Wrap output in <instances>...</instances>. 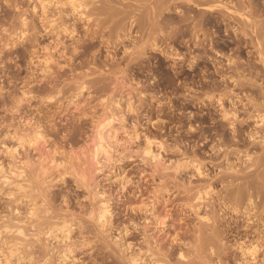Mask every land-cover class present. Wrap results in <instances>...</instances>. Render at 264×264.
Returning <instances> with one entry per match:
<instances>
[{
	"label": "bare ground",
	"instance_id": "6f19581e",
	"mask_svg": "<svg viewBox=\"0 0 264 264\" xmlns=\"http://www.w3.org/2000/svg\"><path fill=\"white\" fill-rule=\"evenodd\" d=\"M34 1L35 3L32 4L31 11L37 16V20L41 24L40 25L41 29L37 30V26L33 25L32 23H29L28 18L25 16V13H24L25 10L23 9L24 10V11L22 10L23 13L20 12L17 14L16 24L11 25L10 29L6 27H4L2 30L0 29L1 32L2 31H4V33L6 32L7 34L6 37H8L6 40H4L5 48L7 46V49H8V46L10 47V45H13L14 43H16L15 41L13 42L14 36L15 38L29 36L31 37L30 39L31 42L36 43V41L39 40L38 39L39 37H42L44 35H47V36L49 35V37H51L50 35L54 33V35L56 36V40H55V37L53 39L55 40V43L57 44L58 42L56 41L60 40V36H59L60 34L67 36L68 39L70 38L75 42L71 50L72 53L70 52L72 55L71 56L72 62L76 59L78 60V58H80L81 55H84L85 50H86V44L82 41L84 39L81 40L80 38H78L80 35L77 37L75 36L78 34V33L76 34L77 29H75V25L71 23L68 24V21L66 23L64 22V20L57 22L55 19L56 16L54 19L51 18L53 17L54 13L52 14V16H49L47 14V7L49 5H53L59 9L64 8V12L62 13H65L66 8H67L68 12H70L69 14L73 16L74 20L75 19L76 21L77 19L78 21L84 20V23L85 21L87 23L91 19L98 21L97 19H99L100 16L101 17L104 16V18L108 20L103 25L104 29L105 27H107L106 24L109 23V21L112 18L122 15V18L120 17L121 20L119 18L120 21L119 20L117 21L116 19L115 24L113 22H112L113 23L112 25L110 24V30L108 32L110 33L114 31L113 32L114 39H115L113 42L114 46L115 44H116L115 47L121 45V47L123 48L122 52L126 53L128 51L129 52L128 54L130 55V60L135 61V62L136 60L142 61V58H144L143 56H146L147 51L145 50L146 49L145 47L150 48V50L152 49V51L160 50L164 54V56L166 55V57L181 60L183 58V55L181 53L174 51L172 47L166 49L165 46H167L168 44L166 43V38L163 39L162 37L163 40H161L159 39L160 38L159 35L161 34L163 35V33L164 35H167L165 34V31L169 32V30H167L168 27L171 28L170 30H173V33L178 32V31L182 33L184 31L183 34L185 35V33L187 32L186 34L188 35L186 37H188V42H189V44L187 42L188 44L187 61H188V68L191 70V77H192L190 78L191 82L189 83V86H188V89H190L189 96L191 97V103L196 104V105L201 104L202 106H207V107L208 106L211 107L212 105L216 106L217 108L216 114L221 120V122L228 123L230 127L232 126L231 128H233L234 126L233 124L234 120L241 117L239 113L244 111L243 117L239 119H243V121H246V122H249V121L251 122L253 120V124L256 125L254 129L251 127L252 129H250L249 134L246 136H249V138H252V140L258 139L259 144L263 143L264 141L263 139L264 138L263 137L264 135V0H34ZM15 4H17L16 1H15ZM19 7H22V6H18V8ZM15 9H17V6H15ZM59 9L58 11L60 12ZM50 11H53V9ZM170 11H173L178 16V18L176 19L177 16L175 17L174 14H173L174 18L170 16L167 19L163 18V15L165 17V14L166 15L169 14ZM68 12H67V15H68ZM136 15L139 18H137ZM57 16L60 17L59 15ZM142 16H144V19L142 18ZM12 20L10 24L12 23ZM133 25H134V28L135 27L137 28L135 33L138 32L140 35V38L138 40H135L136 38L135 39L133 38L132 44L129 46L128 45L125 46L123 41H126L127 38L129 39L131 37L130 30L131 28H133ZM171 25L174 26V29L171 27ZM89 26H90V23H89ZM86 27H85V30H86ZM88 27H87V30L89 31ZM97 27H98V24H97ZM103 28L100 26L98 29L102 30ZM93 31L95 32V30ZM142 31H147V32L145 35L142 36L141 34ZM4 33H1V35ZM104 33L107 34V32H104ZM168 35H167V38H171V37H168ZM172 36H175V35H172ZM176 36L179 37L178 34ZM101 37H103V39L107 38L104 35ZM53 39L51 40L53 41ZM108 39L107 41L109 42ZM169 40L167 41L169 42ZM80 41H82L83 43L82 42L80 43ZM78 42L79 44L77 45L76 43ZM162 43H164L165 46H162ZM70 45H72V43ZM57 46L54 45V50H57ZM245 46H249L253 49L251 50L250 55L253 56V58L255 59L254 61H250L251 58L248 59L249 57L247 59L246 58L242 59L240 56L239 57L236 56V54H241V52H243L241 50ZM50 47L49 45L45 44L42 47L40 46V49H42V51L44 50L43 52L48 54L47 51L50 50L49 49ZM62 47L64 49V46ZM11 49H9L8 51H10ZM63 49L62 51H60L61 53H63L64 51L66 52V50H63ZM105 49H107V47ZM110 51H106L107 56L109 54L108 52ZM60 52H58V55ZM93 52L91 53L92 54L91 61L81 60V62L79 63H76V64L72 63L74 65L72 69H68L65 66H62V63L60 66L56 64L58 69L59 67L61 69L59 70V73L64 75V77L68 75V72L71 75L72 80L70 82L72 83V85L70 86L69 84L68 86L67 83H64V85L67 86V88H65L66 89L65 92H68V95L65 94L66 95L65 97L67 99L66 107L71 106L72 108L75 109V111L78 110V113L75 112L76 114L72 116L73 119H76L77 125H75L76 123L73 124L72 123L73 121L72 122L69 121L67 122L69 126L68 127L63 126L64 128L61 129V127H59V125H57L56 124L57 122H56L55 124L57 126H53L51 124L52 128L51 129L48 128L47 130L43 128V125L39 121H37L40 119H37L36 121L35 120L32 121L33 119L31 117H25L23 119V117L20 116L21 114L18 112H22L20 111L22 107L21 108L19 107L21 106L22 101H19V103L21 104L18 103L19 105H17L16 109L13 108L15 109V112L12 110L13 114H16V116L14 115L13 116L16 117L17 119L15 123L13 122L14 117L12 121L10 120L12 123H14V126L12 127L13 131L11 133L12 135L10 137L11 143L10 144L4 143V145L1 144L3 145L2 146L3 152L1 153H4L3 155L7 156L8 158L9 173H7V171L3 169L2 167L3 164L0 163V187L2 185H4L5 187L6 185V188L8 189V191L5 193L4 196L6 197V199L8 198L11 199L10 201L12 204L11 205L12 208L10 207L11 211L9 210V208L8 210L12 212V215H11L12 217L7 218V219H10L8 221L5 218L9 217V215L8 216L6 215L5 217L4 216L0 217V218L4 217L3 219H5V220L2 219L0 221L1 222L0 223V264H48L49 261L50 262L53 261L52 260L53 258H55V260L57 259L58 261L64 262V263L70 260L71 261L77 260L79 261V264H83L86 262L85 260H84L85 262H82V260L84 259L83 257L86 256L84 254H87V256L90 257L95 253L100 254L99 255L100 257L102 256L100 259V262H102L101 264H215V262L218 264H227L226 262L223 263L224 260L222 259L223 257L222 256L223 249H222V243H221L222 239H221L220 229L217 226L218 224L217 219H215V217L212 216L213 212L212 214H210L211 212L208 213L203 210L205 213L203 214V213H200L199 211L202 209L201 206L202 207L205 206L206 209H208L207 208L208 204H203L204 198L203 196H201L202 192L204 196L208 195V198L212 199L214 202V197L210 194L213 192L212 190H214L215 188L213 187L214 189H212L210 184H206V185L203 184L201 185L200 188H198L199 186L194 188L189 185L190 181H186L187 185H184V184L176 185L174 183V187L181 186L183 193L185 194L190 193V197L188 196V198L187 197L185 198V200L187 199L188 202H184L182 206H185V208H187L186 211L188 212V214L190 212L192 214V217L194 215L197 218L198 223L196 224L195 221L193 222L196 225L194 224L195 226L191 229V234L188 238L187 237L181 238L180 235L182 234L180 235L173 234L175 238H170V240L172 239L171 242L167 241V242H170L169 244L163 242L164 245L168 244L167 246H163L160 243H158L157 240H154L156 239L155 237L157 234L154 235V238L153 236H151V238L153 239L152 240L150 238L151 234L150 233L148 234L145 232L146 234H148V235H145L144 233L145 230L143 229L144 234L140 235V236H143V238L141 239L142 241L139 242V239H137L136 241H138L139 244L135 242V244L132 245L130 240L126 238V235L131 234L132 230L134 231L136 230L138 223L135 224L133 222L134 224L131 223L133 227L130 224H124V223H123L124 225L117 227V231H116L117 235L116 236L113 235L110 239V242H112L110 244L112 245H109V243L104 240L105 238L103 237H106L109 239V236H110V234L109 236H104V234L106 232H110L112 229L115 228V227L112 228L110 226H113L114 224V220H115L114 216L116 212L114 210H111L112 203L110 202L108 198H106L107 192L104 191L105 190L103 188L104 186L102 187L103 190L98 189L99 187H97V184H96L95 174L97 173L99 174L100 171H104L103 170L104 168H109V166L111 165L110 163L112 162L115 163L114 161H117V163L119 161L123 162L128 159L133 160L135 157L136 159L140 160V163H142L141 162V159H142V161L144 162L143 164H146L145 166L148 165L149 167L148 175H150V183L154 182V185L152 186L153 190L149 191L150 193L152 192V194H149L151 195L152 198L149 196L151 200L148 198L150 200L149 202H147L148 204L144 203V201L142 200L141 205L140 203L138 206H136L135 204L134 206L132 204L134 207L129 205L130 207L129 211L133 214H136L137 212L142 211V213L144 212L145 214L151 215V218H153L154 220L152 222H155L156 223L155 225H159V227L157 228L156 226H153L156 229L159 228V230L157 231H160L164 229L166 226H168L166 223V217H168L166 213L168 212L164 209L161 212L157 211V206L161 201L164 200L163 202H165L164 204H166V202L168 203L169 201V197H172L171 196L172 194H169L171 188L168 186V183L174 179L180 180L181 178L179 179L177 177H179L178 175H181L182 171L184 172L185 170L186 171L190 170V172L192 171L193 176L194 175L197 177L204 176V179L206 175L205 172L207 171L202 169V166H201L202 163L198 162V160H196V157L195 159H193V157L185 158V156L188 155L187 153H184V155L185 154L186 155L184 156L183 159H179L180 157L176 159L178 155L175 159H173L171 156L170 157L166 156L167 158H165L162 153L165 152L170 145H168L167 149L164 151L163 147L165 145L164 144L165 142L163 143L161 139L158 140L157 139L158 137L157 138L155 137L156 139L152 138L153 136L150 137L146 135L148 133L140 135L137 129V123H136V121L138 122L137 118H135L136 119L135 122H131V121L127 122L128 120L127 117L129 115L131 116L134 114H138L139 106L135 104L137 101L140 104V102L145 100L143 99V96L144 98L146 97L144 95L145 93L143 91H140L135 96L136 98V102H135L134 100H132L134 98V96L132 95L134 92L131 94L129 93V91L128 92L124 91L126 97L125 99L123 98L122 100V96L119 95L121 93L119 92L117 86L119 84L124 85L125 81H124L123 75H126L127 73L125 74V72L128 70V69L127 70L123 69L122 66H118V71H116L115 68H114L115 70L108 69L104 71L106 68L105 66H107V64H102L100 66L99 72L102 73L103 75L104 74L108 75V77L107 75H104L105 77H103V79L107 80V82L105 81L103 82L101 80L102 78L96 79L92 77L94 75V69L93 70L90 69V71H88L89 73L87 72V70H89L88 65L90 63H93L92 65H94L96 62V57H97L96 52L97 51H93ZM51 53L49 52V54L51 55L54 54L53 52ZM32 54L34 55V53ZM64 56L66 57V55ZM65 57L64 58L62 57L63 59L62 58L61 59L65 60ZM43 58L45 60L44 59L42 60H44V63L46 64L44 65V63H42L43 68H44L42 69L43 71L42 76L43 78H45L44 80L46 79L50 80V77L47 76V74L49 73V70L51 67L49 68V65H47L48 60L46 56ZM66 58H68V56ZM52 59L50 58V61ZM53 61L54 60H52V62ZM70 61H71V58L67 59L65 62L70 63ZM52 62H49L50 65ZM55 62L56 61H54V63ZM209 62H211V65L209 64L210 68L208 67ZM129 63L131 62L129 61ZM56 65L54 66L56 67ZM63 65H66V64L64 63ZM92 65L90 64V66ZM67 67H68V64H67ZM94 67L96 68L95 65ZM210 69H211V72H209ZM197 70L201 71V73L203 74L202 77L204 79L209 78L210 81L204 80L200 84L201 86H197L195 84L196 81L194 80L195 79L194 76H196ZM53 71L55 70L53 69ZM217 79L218 81H216ZM62 88H61V91H62ZM92 88L96 89L99 92H102V95L101 96L99 95L100 98L98 99V102H97L98 103L97 109L96 107L95 108L90 107L93 109V111L89 115L85 111L84 109L85 107L81 108L80 101L77 98L82 96V92L84 90L87 92L89 89H92ZM114 88H117L119 94L115 93V91L113 90ZM198 88L201 90V92L197 91ZM57 89H58V86H57ZM40 92H43V91H40ZM59 92L60 91H58L57 93ZM27 93H30V92L22 91L21 95L24 97L27 95ZM44 93H46V91ZM46 94H47L46 96H43L44 102L45 101L51 102V100L53 101V99L57 97V96L54 97V95H51L48 93ZM254 94L255 96H253ZM122 95L124 96V93ZM243 95L246 97L245 99L246 102L241 101L240 96H243ZM18 98L21 99L22 97L18 96ZM198 120L199 118L194 116L193 119L189 121L190 123L188 122L189 128L187 127V129H189V131H192L193 129H195L193 128V125L196 122H199ZM204 120L205 118L202 117V120L200 122H203ZM87 121L90 122V126L88 127L90 128L89 131H91V133H89L90 141H88L90 142V144H88L87 142L88 145L87 146L85 145L86 147L78 146L79 149H77V145H80V144L73 142V140L70 139V137L73 135H77L80 132V130H82L80 126L85 124ZM64 132L66 133L67 137L64 136L63 134ZM231 132L234 134L235 132H237V130L232 129ZM122 134L124 137H121ZM59 135L61 137H59ZM126 143L128 145L129 144L135 145V148L129 149V148L123 147L122 149L121 146L124 144L126 145ZM179 147H176V148H179ZM238 153H240V151ZM250 153L249 154L246 153L247 154L246 157L247 159H249V162L251 160L250 158L252 159L255 158L252 155H250ZM253 153L254 152H252V154ZM181 154H183V151ZM258 154L260 155V152ZM253 155H256V154H253ZM256 157L258 158V156ZM261 159L263 160V157ZM261 159L259 157V159L257 160V164H258V161H261ZM244 160H246V158ZM3 161H6V160H3ZM231 162H233V160ZM242 163L241 164L245 168L244 161ZM260 163L261 162H259V165ZM226 165L228 166V164ZM254 165H256V161ZM250 166L251 164L249 166H246V168L249 167L251 169L253 164L251 167ZM262 167H261V170H262ZM226 168H228V171H230L234 175L233 180L235 181L245 180L246 176L236 175L241 171L243 172L242 168H241L242 170H239L240 168L236 169L235 166H228ZM250 169H248V171L250 172L253 171ZM2 170H4L9 176L5 175V172ZM144 171L146 170L145 169H142V171L140 170V174L141 173L144 174ZM259 174L262 175V173H259ZM259 174L257 178H259ZM101 175H103V172ZM244 175H245V172H244ZM108 176L110 175L108 174ZM193 176L191 175L190 177H193ZM122 177L119 179L115 178L112 180V182L115 181L119 185V189L117 187V189L119 190V193L117 192L118 193V197L116 196L117 198H121V196L124 195L123 193H127V192L129 193L130 190L134 188L132 187L134 183L131 182L128 177H124V178ZM106 178H108V180L112 179L110 177H105V179ZM142 178L143 179H140V180H144V179L146 180L148 177L147 178L142 177ZM196 181H197V178H196ZM201 183L203 182L201 181ZM240 185H241V182H240ZM139 187H140L139 185H135V188L139 189ZM2 188H1L2 192L4 190L6 191V189L3 190ZM105 188L107 187L105 186ZM110 193H112L111 189H110ZM252 195H250L249 193L245 196H241L240 193H238L237 191V193L233 194L232 198L229 200L228 205L231 206L230 210H232L233 212L234 211L238 212L241 210L243 211V213L242 212L240 213L245 214L246 216L248 214V217H249L250 216L249 213L253 212L255 208L254 200H253L255 198H253ZM7 196L9 197L7 198ZM256 196L258 195L256 194ZM6 199H4L5 202H6ZM73 199L75 201L73 203L77 204L78 206V207L76 206V209L78 208L77 210H75L74 208L70 209L71 207L70 201L71 200L73 201ZM204 201L206 202L207 199ZM58 204H61L62 206L60 205V207H58L57 206ZM126 206L128 209V205ZM112 211H114L115 213H113ZM163 211L166 212V213H163L164 215L161 214ZM256 212L257 211L255 210V213ZM263 213L264 212H262V214ZM124 214L122 215L124 216ZM245 215H244V218H245ZM256 215L258 216L259 214H256ZM126 217H129V216H126ZM116 219H117V216H116ZM145 219H147V217H145ZM247 219L246 220L244 219V220L247 221ZM128 220L129 219H127L126 221ZM249 220H252V218ZM2 221H6V222L2 223ZM115 222L119 224V222L117 221ZM128 222H131V220ZM118 224H116V226ZM151 224L154 225L153 223ZM143 225H145V222ZM129 226L132 228H129ZM190 226L192 227V225ZM109 227L111 228V230L109 229ZM141 228L139 227V229ZM108 229L109 231H107ZM4 232L6 233L5 237L2 236L5 234ZM111 232L113 233V231ZM90 234H93V236L97 237L98 240H96V242L91 240V238L88 237ZM152 234H154V232ZM259 237L261 236L259 235ZM237 238L239 239V237ZM261 239L260 241L253 242L250 245H246L245 243L240 242V241H243L244 239L240 241L238 240L239 242L237 241L236 249L239 252L238 255L240 257L236 259L235 264H264V256L260 257V253L264 252V241H261ZM97 241H100L99 242L100 244L97 243ZM96 243L99 245H97ZM94 247L96 248L98 247V248L92 252V250H94L93 249ZM78 254H81V255L83 254L84 256L79 257ZM214 257L217 258V261L215 262H214L215 259H213ZM80 258H83V259L80 260ZM94 258H97V257H94ZM88 259L89 258H87V260ZM95 260L97 261V259ZM98 261H99V258H98ZM100 262H96V263H100Z\"/></svg>",
	"mask_w": 264,
	"mask_h": 264
},
{
	"label": "rangeland",
	"instance_id": "374dc122",
	"mask_svg": "<svg viewBox=\"0 0 264 264\" xmlns=\"http://www.w3.org/2000/svg\"><path fill=\"white\" fill-rule=\"evenodd\" d=\"M15 1H16L17 4H15ZM34 3H35L34 0H31V1L30 0H27V1L26 0H8V2H7V0H0V29L2 30L4 27L10 29L11 25L16 24L17 23V14L20 13V12L23 13L22 12L23 9L25 10V11L24 10L23 11L25 13V16L28 18L29 23H32L33 25L37 26V30L38 29H41V26H40L41 24L37 20V16L31 11L32 4H34ZM15 6H17V9H15ZM18 6H22V7H19L18 8ZM12 8H13V10H12ZM49 8H50V10L53 9V11H50ZM117 8H119V7H117ZM58 9L59 8H56L53 5H49L47 7V14L49 16H52V14L54 13L53 14V17H51V18L54 19L55 16H56L55 19H56L57 22H60V21L64 20V22H66V23L68 21V24H70V23L71 24H74L75 25V29L78 30V32L76 30V34L77 33L78 34L75 35V36L77 37V36L80 35L78 38H80L81 40L84 39L82 41L86 44V50H85L84 55H81V57L78 58V60L76 59L77 61L74 60L72 62V57H71L72 56L71 55V53H72L71 50H72L73 44L75 42L72 39H70V38L68 39V37L67 36H64L63 34H60L59 35L60 36V40H57L56 41V42H58V44L55 43L56 36L54 35V33L50 35L51 37H49V35L48 36L47 35H44L42 37H39L38 38L39 40L36 41V43L35 42L32 43L31 40H30L31 37H29V36L28 37L27 36H24V37H20V38L19 37L18 38L17 37L15 38V36H14L13 42L15 41L17 44L14 43L13 45H10L11 48L12 47H14V48L11 49L8 46V49H7V46L5 48V44H4L5 43L4 40H6L8 38V37H6L7 34H6V32L4 33V31L1 32V30H0L1 33H4L5 34V36H4V34H2L3 35L2 36L1 33H0V40H1L0 41V45L2 44L0 46V62H1L0 63V87H1L0 88V139H1L0 140L1 141L0 142V150L2 149L0 151V159H1L0 160V163H2L4 166L5 165L7 166V168H6V166L4 168V166L2 165L3 169L5 171H7V173H9V169H8V158H7V156H4L3 155L4 153H1V152H3V147L2 146L4 145V143H6V144H10L11 143V140H10L11 138L10 137H11V135H12L11 133L13 131V128L12 127L14 126V123L16 122V119H17L16 117H14V116H16V114H13V111L15 112V109H16L17 105H19V104L22 103L21 106H19V107L20 108L21 107L23 108V109L22 108L20 109V111H22L23 113L22 112H18V113L21 114V115L20 114L19 115L21 117H23V119L25 117H31L33 119L32 121H34V120L36 121L37 119H40V120H37V121H39L43 125V128L44 129H47V130H48V128L51 129L52 128V125L53 126L59 125V127H61V129H62V128H64L63 126H66V127L69 126L68 123H67L69 121H71V122L73 121L72 123L73 124L76 123L75 125H77L76 119H73L72 116H74V114L78 113V110L76 109L77 111H75V109L72 108L71 106H68L69 108L66 107V105H67V101L66 100L67 99L65 97L66 96L65 94L68 95V92H65L66 91L65 88H67V86H65L64 83H67L68 86L70 84V86H71L72 83L70 81L72 80V78H71V75L69 74V72H68V75H66L65 77H64V75L60 74L59 73V70H61V69H60V67L58 69L57 65L60 66L61 63H62V66H65L68 69H72L73 66H74L72 63H75L76 64V63L81 62V60H83V61H91V55H92L91 53L93 51H97L96 52V55H97L96 62L94 64L96 66V68L94 67V65H92L93 63H90L92 66H90V64H89L88 65L89 70H87V72H88V71H90V69H92V70L94 69V75L92 77H94L96 79H101L102 78L101 80L103 82L104 81L107 82V80L103 79V77H105L104 75H107V74H104L103 75L102 73L99 72L100 66L102 64H107V66H105L106 68H105L104 71H106L108 69H112V70H115L116 69V71H118V66H122L123 69H126V70L128 69L125 72V74L126 73L127 74L126 75H123L124 76V81H125L126 84L125 83H124V85L119 84L117 86V88H118V90H119V92L121 94H119L117 88H114L113 89L115 91V93L121 95L122 96V100H123V98L125 99V97H126L125 92H128L129 91V93H131V94L134 92L132 94L134 96V98L132 100H134L135 102H136L135 96L140 91H143L145 93L144 94L146 96L145 98L142 95L143 96V99H145V100H143L142 102H140V104L137 101L136 104H135V105H138L139 106V109H140V110L138 109V114H134V115H131V116L129 115L127 117L128 118L127 122L128 121L129 122L130 121L131 122H135L136 121L135 118H137V120H138V122L136 121V123H137V129H138V132L140 133V135H143V134L148 133L146 135H148L150 137L153 136L152 138H155V137L157 138L158 137L157 138L158 140L161 139V141H163V143L165 142L164 143L165 145L163 147V150L164 151L167 149L168 145H170L169 147L172 146L171 148L168 147L169 150L167 149L165 152L162 153L165 158H167L166 156H169V157L171 156L173 159H175L177 157V155H178V157L176 159H178L179 157H180L179 159H183L184 156L186 155V154L184 155V153H187L188 155H186L185 158H188V157L189 158H192L193 157V159H195V157H196V160H198V162L202 163L201 164L202 169L205 170V171H207V172H205L206 175H205V179H204V176L203 177L202 176L201 177H197V176L194 175L195 176L194 177L192 171L190 172V170H187V171L185 170L184 172L182 171L181 175H178L179 177H177L179 179L181 178L183 181L181 179L180 180L174 179V180H172L173 182L171 181V182L168 183V186L171 188L169 194H172L171 195L172 197H169V201L167 200L169 204L167 202H166V204H164L165 202H163L164 201L163 200V201H161L162 203L160 202L158 204V206H157V211L161 212L164 209V210H166L168 212V213H166L165 211H163L161 213L162 215H164L163 213H166V215H168V217H166V223H167L168 226H166L164 229H162L160 231H157V230H159V228L158 229H156V228L159 227V225H155L156 223L155 222H152L154 220H153V218H151V215L145 214L144 212L142 213V211H139L136 214H133V213H131L129 211V209H130L129 205L130 206H133L135 204L136 206H138L139 203L141 205V203H142L141 201L142 200L144 201V203H147L152 198L151 195H149V194H152V192L150 193L149 191H152L153 190V187L152 186L154 185V182L151 181L152 183H150V175H148L149 174V169H148L149 167H148V165L145 166L146 164H143L144 162L142 161V159H141V162L142 163H140V160L139 159H136L135 157H134L133 160L132 159L126 160L127 162L126 161H123V162L122 161H119L117 163V161H114L115 163H113V162L110 163L111 164L109 166L110 169L109 168H104L103 169L104 171H100L101 173L99 172V174L98 173L95 174L96 175V177H95L96 184H97V187H99L98 189H100V190H103V188L105 189L104 191L107 192L106 193V198H108L110 200V202L112 203V204L110 203L112 205L111 206V210H114L116 212L115 213L114 211H112L113 213H115V216L113 214V216L115 217V220H114L113 226H110L112 228H114V227L115 228L111 230V228L109 227V229L111 231H113V233L111 231L110 232H106L107 234L105 233L104 236H109V234H110V236H109V239L106 238V237H103V238H105L104 240L106 242H108L109 245H112V244H110V243H112V242H110V239H111V237L113 235L114 236L117 235V232H116L117 231V227L118 226H121V225H124V224H130V225H132L131 223H133V222L135 224L138 223L140 225L137 224V228L138 229L136 228L135 231L134 230H132L133 232L131 231V234L126 235V238H128V240H130V242L132 243V245L135 244V242L138 243V241H136L137 239H139V242L142 241L141 239L143 238V236H140V235L141 234L143 235L145 232L148 233V234L149 233L151 234L150 235V238H151V236H153V238H154V235L157 234L158 236L156 235V237H155L156 239H154V240H157L158 243H160L163 246H167L171 242L172 239L170 240V238H175L173 234H176V235L182 234L183 236L180 235L181 238H184V237L185 238L186 237L188 238L190 236V234H191V229L198 223L197 222V218L194 215L192 217V214L190 212L188 214V212L186 211L187 208H185V206H182L184 204V202H188V200L187 199L185 200V198L186 197L188 198V196L190 197V193L189 194L183 193L181 186H179V187L178 186H175L174 187V183L176 185L177 184L187 185L186 184L187 183L186 181H190V184L189 185L191 187H194V188L195 187H198V186H199L198 188H200L201 185H203V184L204 185L210 184V186H211L212 189L215 188L214 190H212L213 192L210 191V192H212L210 195H212L214 197V202H213L212 199L208 198V195L204 196V194L202 192V195L201 196H203L204 200L207 199L206 202L203 200V204H208V206H207L208 209H206L205 206H203V207L201 206L202 209L201 208L200 209L202 211L201 210H199V211H200V213H203V214H205L204 211L205 212H208V213L211 212L210 214H212V212H213L214 215L212 214V216L215 217V219H217V222H218L217 226L220 229V234H221V239H222L221 243H222V249H223V253H222V256H223L222 259L224 260L223 263L226 262L227 264L228 263L229 264H233V263L235 264L236 259H238L240 257L238 255L239 252L236 249V244H237V241L238 240L240 241V240L244 239L243 241H240V242H243L246 245H250L253 242L260 241V239L262 237H264V231H263L264 230V213L262 214V212H264V206H263L264 205V202H263L264 201V180H263L264 178H262V177H264L263 176L264 175V173H263L264 172V166H263L264 165V141H263L262 144H259L258 139L252 140V138H249V136H246V135L249 134L250 129H252V128L254 129V127L256 126L255 124H253V120L251 122L250 121L249 122H246V121H243V119H239V118L243 117V113H244V111H243V112L239 113V115L241 117H239L238 119H235L234 120V122H233L234 126H233V128H231L232 126L230 127V125L228 123L221 122V120L219 119V117L216 114V111H217L216 106L212 105L211 107H209V106L207 107V106H202L201 104H197L196 105V104L191 103V97L189 96L190 89H188V86H189V83L191 82L190 78H192V77H191V70L188 68V61H187V59H188L187 47H188V44H189L188 37H186L188 35V34H186L187 32L185 33V35L183 34L184 31L182 33H180V31L173 33V30H170L171 28L168 27L167 30H169V32L168 31H165V34H167V35L169 34L168 37H171L172 39L171 38H167V35H164V33H163V35L161 34L162 36L159 35V37H160L159 39L163 40V39L166 38V43H168L167 46L169 45L167 47V46L164 45V43H162V46H165L166 49L172 47L174 49V51H176L178 53H181L183 55V58L181 60L180 59L178 60V59H172V58L166 57V55L164 56V54L160 50H153L152 51V49L150 50V48L145 47L146 48L145 50L147 51L146 52L147 53L146 56H143L144 58H142V61L141 60L140 61L139 60H136V62H135V61H131L130 60V55L128 54L129 53L128 51L126 53L125 52H122L123 48L121 47V45H119L120 47L119 46L115 47L116 44L114 46V43H113L114 40H115L114 39V35H113L114 34L113 33L114 31H112L110 33L108 32L110 30V24L111 25L113 23L115 24L116 19L118 21L120 17L122 18V15H119V16H116V17L112 18L111 19L112 21L110 20L109 23L106 24L107 27H105V29H104L103 28V25L108 21V20H106L104 18V16H102V17L100 16L99 19H97L98 21H95V20L91 19L93 21V23H92L91 20L88 21L90 23V26H89V23L88 22L86 23V21H85V23H86L85 24L84 23V20H79V21H78V19H77V21H76V19L74 20L73 19V16L69 14L70 12H68L67 8H66V11H65L66 14L65 13H62V12H64V8L59 9L60 12L58 11ZM54 10L56 11V13H55ZM48 11H49L50 14L48 13ZM67 12H68V15H67ZM170 13H171V15H170ZM170 13L167 14V15L164 13L165 14V17L162 14L163 15V18L167 19V18H169V16L170 17H173V18H174V16L175 17L177 16L173 11H170ZM173 14H174V16H173ZM57 15H59L60 17H58ZM136 17L139 18L137 15H136ZM121 18H120V20H121ZM142 18L144 19V16H142ZM177 18H178V16L176 17V19ZM71 19H73L75 22L73 20H71ZM11 20H12V23L10 24ZM15 20H16V22H15ZM30 20H32V21H30ZM83 23L85 24V26H84ZM95 24H96V26H95ZM97 24H98V27H97ZM8 25H9V27H8ZM99 25L103 28L102 30L98 29L100 27ZM86 26L87 27L89 26L88 27L89 31L87 30V27ZM85 27H86V30H85ZM94 27H95V29H94ZM171 27L174 29V26L173 25H171ZM93 30H95V32ZM136 30H137V28L136 27L134 28V25H133V28H131V30H130V35H131L132 38L130 37L129 39L127 38L126 41H123V43L125 44V46L131 45L133 38L134 39L136 38L135 40H138L140 38L139 33L137 32L138 35H137V33H135ZM86 31H87V33H86ZM104 32H107V34H105ZM146 32L147 31H142V33H141L142 36L145 35ZM170 33H171V35H170ZM177 34L179 35V37L176 36ZM100 35L101 36L104 35L105 37H107V35H108V37L107 38L104 37L106 39L105 40ZM172 35H175V36H172ZM54 37H55V40L53 39ZM162 37H163V39H162ZM173 37H175V38H173ZM176 37H177V39L178 38L179 39L177 40ZM50 38L53 39L54 42ZM100 38H102V39H100ZM108 38H110V39H108ZM107 39L109 40V42L107 41ZM169 39H171V40H169ZM19 40H21V41H19ZM167 40H169V42ZM60 41H62V42H60ZM82 41H80V43ZM187 42H188V44H187ZM42 43H44V44H42ZM71 43H72V45H70ZM105 43H107V44H105ZM45 44L49 45V47L51 46L49 49L50 50L53 49V50H51V51L48 50L47 52H48V54H49V52L50 53L53 52L54 53L53 55H51L52 53L48 55L47 53H44L43 52L44 50L42 51V49H40V46L42 47ZM76 44L78 45L79 42L76 43ZM54 45L55 46H57V45L59 46V47L57 46V50L58 51L57 50H54ZM62 46H64V49H63ZM105 46L107 47V49H105L106 48ZM9 49H11V50L8 51ZM55 49H56V47H55ZM62 49L63 50H66V52L64 51L65 54H64V52L63 53L60 52V51H62ZM251 50H253L251 47L245 46L241 50L243 52H241V54H236V56H238V57L240 56L242 59H245V58L247 59L249 57L248 59L251 58L250 61H254L255 59L253 58V56L250 55ZM37 51H38V53H37ZM106 51H110L108 53L110 54L111 57L109 56V54H108V56L106 55L107 54ZM35 52L37 54H39V53L40 54L37 55ZM58 52H60L59 55H58ZM32 53H34V55ZM35 54H36V56H35ZM63 54L66 55V57L68 56V58H66ZM93 54H94V52H93ZM105 55H106V57H105ZM30 56H32V57H30ZM40 56H42V57H40ZM45 56H46V58L48 60L47 61V65H49V68L51 67L50 70H49V73H48L49 75L47 74V76L50 77V80L49 79L44 80L45 78H43V76H42L43 75L42 69H44L42 63H44V60L45 59L43 57H45ZM48 56L51 59L54 57L55 59L53 58L52 60H54L56 62L54 63V61L53 62H52V60L50 61V58ZM61 56L63 58L65 57V60H62L63 58ZM88 56H90V57H88ZM28 58L29 59L31 58V59L29 60ZM70 58H71L70 63L65 62L67 59H70ZM42 59H44V60H42ZM58 59H60V60H58ZM61 61H63L66 65H63L64 63L61 62ZM129 61L131 63H129ZM49 62H52L51 65H50ZM45 64L46 63H44V65ZM67 64H68V67H67ZM209 64L211 65V62L208 63V67L210 68ZM54 65H56V67ZM53 69L55 71H53ZM51 70H52V72H51ZM209 72H211V69H210ZM52 74H54V75H52ZM98 75H100V76H98ZM101 75H103V76H101ZM192 75H194V74H192ZM202 75L203 74L201 73V71L197 70L196 76H194L195 77L194 80L196 81L195 84L197 86H201L200 84L204 80L205 81H210L209 78L204 79L202 77ZM63 77L65 78L66 81L64 80ZM107 77H108V75H107ZM39 78L42 79V80H40ZM58 79H60V80H58ZM216 81H218V79ZM51 82L54 85H52ZM59 84H60V86H59ZM61 85H63V86H61ZM57 86H58V89H57ZM62 87H64V88H62ZM110 87H112V86H110ZM61 88H62V91H61ZM57 90L60 91V92L57 93L58 92ZM89 90L87 92L84 90L82 92V96L78 97L77 99L80 101L81 108H84L85 107L84 108L85 111L90 115L92 113V111H93V109L90 108V107H93V108L96 107V109H97V105H98L97 102H98V99L100 98V96L102 95V92H99V91H97L96 89H93V88L92 89H89ZM22 91H25V92H28L29 91L30 92V93H27V95H26L27 97L24 96L26 99L21 95ZM40 91H43V92H40ZM45 91L48 94L54 95V97L57 96L56 98H54L55 100L53 99V101L51 100V102H49V101L46 102L45 101L46 102L45 103L43 101V96H46L47 95L46 93H44ZM51 91H53V92H51ZM197 91L201 92V90L199 88H198ZM54 92L56 93V95H55ZM122 92L124 93V96L122 95L123 94ZM41 93H43V94H41ZM59 94H60V96H59ZM18 96L19 97H22L21 98L22 100L20 98H18ZM253 96H255V94ZM64 97H65V99H64ZM240 97H241V101L242 102L243 101L246 102V100H245L246 97L244 95L243 96H240ZM27 98H28V100H27ZM14 99L15 100L18 99L17 100L18 102L15 101ZM19 101H22V102L19 103ZM16 102H17V104H16ZM38 102H40V103H38ZM13 108H15V109H13ZM66 108H68V109H66ZM27 115H29V116H27ZM194 116H196V117L199 118V120H198L199 122H196L193 125V128H195V129H193L194 131L193 130L192 131H189V129H187V127L189 128L188 122L190 120H192ZM13 117H14L15 120L13 119ZM202 117L205 118V120H204L205 122L204 121L203 122H200L202 120ZM12 119H13V122L14 123L11 122ZM10 123H12V124H10ZM86 124H87V126H86ZM83 125L80 126L82 128V130H80V132L77 135H73L74 137L73 136L70 137V139H72L73 142H75L77 144H80V145H77V149H79L78 146L79 147H83V146L86 147L88 144H90V142H88V141H90V134L89 133H91V131H89L90 128H88L90 126V122L87 121ZM10 127H11V129H10ZM232 129L237 130V132H235L233 134L232 133L233 131L231 132ZM80 133H82V134H80ZM63 134H64L65 137H67L65 132ZM86 134H88V135H86ZM3 136H5V137H3ZM59 137H61V136L59 135ZM121 137H124L123 134L121 135ZM263 137H264V135H263ZM240 138L243 141H241ZM87 142H88V144H87ZM136 143H138V142H136ZM1 144H3V145H1ZM121 147H122V149H123V147L124 148L126 147V148H129V149H132V148H135V145H133V144L132 145L131 144L128 145L126 143V145L124 144ZM176 147H179V148H176ZM247 150H248V152H247ZM182 151H183V154H181ZM239 151H240V153H238ZM250 151H251V153H250ZM176 152H178V153H176ZM245 152L247 154L250 153V155H252L253 157H255L253 159L250 158L251 159L250 162L252 161L251 163L249 162V159H247V157H246L247 154ZM252 152H254L253 154H256V155H253ZM259 152H260V155L258 154ZM166 153H168V154H166ZM174 153H176V154H174ZM256 156H258V158ZM3 157H5V158H3ZM259 157H260V159L263 157V160L261 159V161H258V164H257V160L259 159ZM2 158H3V160H6V161H3ZM245 158H246V160H244ZM254 159L256 161V165L257 166L259 165V162H261L258 167L256 165H254L255 164ZM201 160H202V162H201ZM232 160H233V162H231ZM243 161L245 163L244 164L245 168L242 165L243 164L242 163ZM226 164H228V166H235L236 169L237 168L238 169L240 168L239 170H242L243 169V172L241 171V172L238 173L239 175L238 174H236V175L237 176H246L245 177V180H239V181L233 180L234 179V175L230 171H228V168H226L228 166ZM250 164H251V166L253 164L252 167L250 166L251 169L249 167L246 168V166H249ZM238 165H239V167H238ZM240 165H241V167H240ZM261 167H262V170H261ZM141 168L146 170V171H144V174L145 175L143 173L140 174V170L142 171ZM245 169H247V170H245ZM248 169L253 170V171L250 172V171H248ZM4 170H2V171H4ZM109 170L111 172H113V171H115V172L111 173ZM102 172H103V175H101ZM244 172H245V175H244ZM7 173L5 172V175H7ZM256 173H258V174L259 173H262V175L259 174V178L261 180L259 178H257L258 177V174H256ZM108 174L110 176H108ZM97 175H99V176H97ZM191 175L193 177H190ZM7 176H9V175H7ZM120 176L121 177L122 176L128 177L130 179V181L134 183L132 185V187H134V188H132V190H130L129 193L128 192L127 193H123L124 195L121 194V195H123V196H121V198H117L118 197V193H119V190H118L119 189V185L115 181H113L114 182L113 183L112 180L115 179V178L119 179V178H121ZM140 176H141V178H140ZM105 177H110L112 179L111 180L109 179L110 180L109 181L108 178L105 179ZM124 177H122V178H124ZM142 177L147 178V179L146 180L145 179L144 180H140V179H143ZM184 178H185V180H184ZM196 178H197V181H196ZM198 178H200V179H198ZM256 178H257L258 182H257ZM201 181L203 183H201ZM209 181H211L212 183L209 182ZM146 182H147V184H146ZM205 182H207V183H205ZM240 182H241V185H240ZM232 183H234V184H232ZM235 183H237V184H235ZM99 184H101V185H99ZM198 184H200V185H198ZM135 185H139L140 186L139 189L138 188H135ZM105 186L107 188H105ZM256 186H257V188H256ZM117 187H118V189H117ZM1 188L3 190L6 189V191L4 190L2 192L1 191ZM245 188H246V190H245ZM110 189H111V192L112 193H110ZM249 189L251 190V192H250ZM253 190H254L255 193L253 192ZM7 191H8V189L6 188V185H5V187H4V185H2L0 187V192H1L0 193V215H1L0 217H2V216L5 217L6 215L7 216L9 215V217H6L5 218L8 221L10 219H7V218L12 217L11 216L12 215V212H10L11 211V208H12V206H11L12 204H11V201H10L11 199L8 198L9 196H7L8 199H6V197L4 196ZM237 191H238V193H240L241 196H245V195H247L249 193H250V195H252L254 193L252 195V197L255 198L253 200H254V207L256 209L254 208V211L252 210L253 212L249 213L250 214L249 217H248V214H247V216L245 214H242L243 211H241V210L238 211V212H235L234 211L235 213L232 210H230V207L231 206L228 205L229 200L232 198L233 194L237 193ZM107 194H109V195H107ZM256 194L258 196H256ZM110 195H112V196H110ZM146 195H147V197H146ZM113 198H115L116 200L113 199ZM4 199H6V202H5ZM118 199H119V201H118ZM73 202H75L74 199H73V201L72 200L70 201V204H71L70 209L74 208L75 210H77L78 209V208L76 209L77 204H75ZM209 202H210V204H209ZM256 202H257V204H256ZM161 204H163V205H161ZM259 204H261V205H259ZM60 205L61 204H58L57 206L60 207ZM126 205H128V209H127V206ZM212 207H213V209H212ZM8 208H9L10 211L8 210ZM2 210H3V212H2ZM182 210H184L185 212L182 211ZM255 210L257 211L256 213H255ZM218 211H219V213H218ZM240 212H242V213H240ZM121 213L122 214L125 213L124 216ZM256 214H259L260 216L259 215L257 216ZM125 215L126 216H129V217H126ZM244 215H245V218H244ZM254 215H255V217H254ZM262 215H263V217H262ZM116 216H117V219H119L120 221L116 219ZM140 216H142V217H140ZM145 217H147V219H145ZM3 218H0V221ZM123 218H125V219H123ZM247 218H249V219L252 218V220H249ZM5 219H3V220H5ZM127 219H129L128 221L131 220V222L126 221ZM244 219L245 220L247 219V221H245ZM253 219H255V220H253ZM115 221L119 222V224L116 223ZM194 221H195L196 224L193 223ZM249 221H251V222H249ZM4 222H6V221H2V223H4ZM144 222H145V225H143ZM120 223H122V224H120ZM151 223H153L154 225H152ZM116 224H118V225L116 226ZM146 224L147 225L150 224V225L147 226ZM190 225H192V227ZM138 226L140 228L141 227L142 228L139 229ZM153 226H156V228L153 227ZM132 227H133V225H132ZM132 227L129 226V228H132ZM154 228H155V230H154ZM109 229L107 231H109ZM143 229L145 230L144 233H143ZM156 231H157V233H156ZM235 231H237V232H235ZM153 232H154V234H152ZM175 232H177L178 234L175 233ZM146 233H145V235H148ZM258 234L261 237H259ZM234 235H236V236H234ZM2 236L5 237L6 236V233L4 235H2ZM88 237H90L91 240H93L94 242H96V240H98V238L95 237V236H93V234H90ZM237 237H239V239ZM253 238H254V240H253ZM263 239L264 238H262L261 241H264ZM235 240H236V242H235ZM161 241H162V243H161ZM167 241H170V242H167ZM99 242L100 241H97V243H99ZM163 242L164 243H168V244H165L164 245ZM137 243H136V245H137ZM99 244H97V245H99ZM97 248L94 247L93 248L94 250H92V252L95 251ZM80 255L81 254H78L79 257H82V256L86 255V256L83 257L84 259L83 258H80V260L83 259L82 262H85L86 261L83 264H86V263H88V264H101L102 263V262H100V259L102 257V256L101 257L99 256L100 254L95 253L92 256H90L91 258L93 257L92 260L94 262L91 260V258L89 256H87V254H84V255L82 254L81 256ZM262 256H264V252H261L260 253V257H262ZM85 257H86V259H85ZM94 257H97V258H94ZM87 258H89V259L87 260ZM98 258H99V261H98ZM95 259H97V261ZM213 259H215L214 262L217 261V258L214 257ZM52 260L53 261H51V262L49 261L48 264H50V263L51 264H61V263L68 264L69 262H70L69 264H74V263L75 264L76 263L79 264V261H77V260H74V261H71L70 260V261H67L65 263L64 262H60L57 259L55 260V258H53ZM54 261H56V262H54ZM52 262H54V263H52ZM96 262H100V263H96ZM215 264H218V263L215 262Z\"/></svg>",
	"mask_w": 264,
	"mask_h": 264
}]
</instances>
